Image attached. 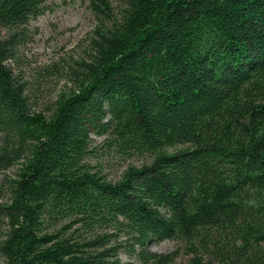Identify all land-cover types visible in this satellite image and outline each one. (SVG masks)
Returning <instances> with one entry per match:
<instances>
[{
  "label": "trees",
  "instance_id": "16d2710c",
  "mask_svg": "<svg viewBox=\"0 0 264 264\" xmlns=\"http://www.w3.org/2000/svg\"><path fill=\"white\" fill-rule=\"evenodd\" d=\"M45 2L0 0V264H120L66 234L131 214L138 243L162 212L186 239L257 218L264 243V0H87L71 87L36 111L14 65ZM94 138L140 164L107 181Z\"/></svg>",
  "mask_w": 264,
  "mask_h": 264
},
{
  "label": "rangeland",
  "instance_id": "374dc122",
  "mask_svg": "<svg viewBox=\"0 0 264 264\" xmlns=\"http://www.w3.org/2000/svg\"><path fill=\"white\" fill-rule=\"evenodd\" d=\"M44 8L42 15L31 19L25 27V44L14 65L31 108L36 111H44L60 92L71 87L68 65L82 54L83 40L94 26L87 0H46ZM93 140V153L88 162L107 181H117L127 165L140 164L137 160L124 162L106 148L102 138ZM219 184L228 185V181L208 178L200 190ZM3 200L0 192V202ZM89 224L76 225L66 235L95 246L92 250L114 248L120 264H188L195 253L212 264H232V255L238 248H243L242 261L264 264L261 223L257 218L200 228L191 239H186L180 235L168 212H162L157 227L152 229V237L143 243L132 240V230L144 224L136 214Z\"/></svg>",
  "mask_w": 264,
  "mask_h": 264
}]
</instances>
